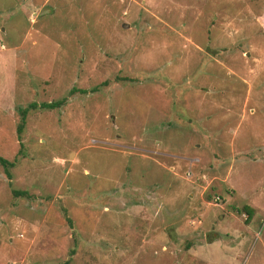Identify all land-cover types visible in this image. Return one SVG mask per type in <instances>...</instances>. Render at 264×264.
<instances>
[{
	"label": "rangeland",
	"instance_id": "1",
	"mask_svg": "<svg viewBox=\"0 0 264 264\" xmlns=\"http://www.w3.org/2000/svg\"><path fill=\"white\" fill-rule=\"evenodd\" d=\"M0 157V264H264V0H0Z\"/></svg>",
	"mask_w": 264,
	"mask_h": 264
},
{
	"label": "trees",
	"instance_id": "2",
	"mask_svg": "<svg viewBox=\"0 0 264 264\" xmlns=\"http://www.w3.org/2000/svg\"><path fill=\"white\" fill-rule=\"evenodd\" d=\"M117 80L125 81V80H127V78H117ZM102 85H104V84H100V86H102ZM98 88L99 87H92L89 90L71 88L68 91V96H71L74 93H79L82 95L87 94V93H93V92H96L98 90ZM66 102H67V97L61 98L60 100H57V101H51V102H43V103L30 102L25 107L19 108L18 109L19 121H18V124L16 127V136H17V139L19 140V143L21 141V133H22L23 128L25 126L26 117H27V114L29 111H33L36 109L53 110V109L60 108V107L64 106L66 104ZM19 153H20V150H19ZM15 162H16L15 160L8 161V160L0 157V166H1V168H2L4 174L6 175L7 178H9V174H10L9 170L14 167ZM11 194L13 195V197H23V198H27V199L31 198V196L25 191L12 190ZM236 213L244 214L246 217L245 223H248L249 220L252 218L253 210L250 207L244 205L240 209H237ZM67 262H68V260L64 264H68Z\"/></svg>",
	"mask_w": 264,
	"mask_h": 264
},
{
	"label": "water",
	"instance_id": "3",
	"mask_svg": "<svg viewBox=\"0 0 264 264\" xmlns=\"http://www.w3.org/2000/svg\"><path fill=\"white\" fill-rule=\"evenodd\" d=\"M48 12H50V9L47 8V7H44V8H42V9L39 11L38 15H39V16H42V15H44L45 13H48ZM122 27L127 28L128 25H127V24H123Z\"/></svg>",
	"mask_w": 264,
	"mask_h": 264
}]
</instances>
